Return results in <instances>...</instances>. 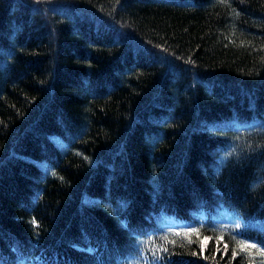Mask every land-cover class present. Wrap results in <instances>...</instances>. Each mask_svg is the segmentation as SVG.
<instances>
[{"label":"trees","instance_id":"trees-1","mask_svg":"<svg viewBox=\"0 0 264 264\" xmlns=\"http://www.w3.org/2000/svg\"><path fill=\"white\" fill-rule=\"evenodd\" d=\"M263 251L264 0H0V264Z\"/></svg>","mask_w":264,"mask_h":264},{"label":"rangeland","instance_id":"rangeland-1","mask_svg":"<svg viewBox=\"0 0 264 264\" xmlns=\"http://www.w3.org/2000/svg\"><path fill=\"white\" fill-rule=\"evenodd\" d=\"M216 222H218V223H224V224H231V222H232V220L230 219V218H226V217H219V218H217L216 219ZM181 228H185L186 229V227L185 226H180ZM169 228L170 229H175V230H178V228L179 227H175V225L174 224H169ZM188 228V227H187ZM264 252V251H263Z\"/></svg>","mask_w":264,"mask_h":264}]
</instances>
